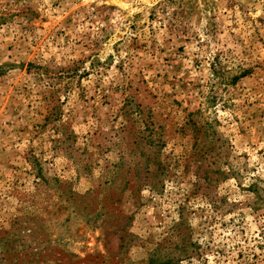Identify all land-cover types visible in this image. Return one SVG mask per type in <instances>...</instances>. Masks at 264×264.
<instances>
[{
    "label": "rangeland",
    "instance_id": "1",
    "mask_svg": "<svg viewBox=\"0 0 264 264\" xmlns=\"http://www.w3.org/2000/svg\"><path fill=\"white\" fill-rule=\"evenodd\" d=\"M178 259L264 264V0H0V264Z\"/></svg>",
    "mask_w": 264,
    "mask_h": 264
},
{
    "label": "trees",
    "instance_id": "2",
    "mask_svg": "<svg viewBox=\"0 0 264 264\" xmlns=\"http://www.w3.org/2000/svg\"><path fill=\"white\" fill-rule=\"evenodd\" d=\"M235 80H236V78L231 79V83H233ZM180 261H181V259H178L176 262L173 263L172 261L167 260V261L162 262L160 264H177V263H180Z\"/></svg>",
    "mask_w": 264,
    "mask_h": 264
}]
</instances>
